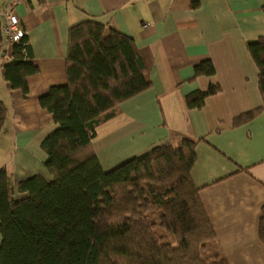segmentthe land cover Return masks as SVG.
Returning <instances> with one entry per match:
<instances>
[{
  "label": "crops",
  "instance_id": "crops-1",
  "mask_svg": "<svg viewBox=\"0 0 264 264\" xmlns=\"http://www.w3.org/2000/svg\"><path fill=\"white\" fill-rule=\"evenodd\" d=\"M9 1L0 0V11ZM263 6L264 0L19 2L14 13L38 71L27 76L24 94L8 89L0 66V100L6 107L0 144L13 142L8 151L0 147V168L7 169L14 185L36 174L53 180L40 144L57 125L38 99L66 83L69 29L84 21L110 25L133 38L151 85L97 126L91 144L101 167L110 170L181 136L197 140L191 176L215 231L213 250L228 264H264V105L258 68L247 50L248 41L264 36ZM3 49L1 59L7 60L11 48L4 42ZM204 60L212 62L214 73L195 75ZM210 85L219 90L201 108H189L186 96ZM258 108L253 119L233 125Z\"/></svg>",
  "mask_w": 264,
  "mask_h": 264
},
{
  "label": "trees",
  "instance_id": "trees-1",
  "mask_svg": "<svg viewBox=\"0 0 264 264\" xmlns=\"http://www.w3.org/2000/svg\"><path fill=\"white\" fill-rule=\"evenodd\" d=\"M264 13V6L262 7ZM0 14V66L9 90L28 92L26 78L38 68L30 60L25 33L4 52ZM258 68L264 105V36L247 42ZM204 60L195 75H212ZM66 83L50 87L39 104L57 128L41 142L45 167L53 180L33 175L13 184L0 168V264H228L219 254L212 263L201 258L215 231L199 197L191 169L197 140L181 136L104 170L91 140L120 104L151 85L133 38L112 26L84 21L68 31ZM186 96L189 108H201L208 95ZM262 108L233 120L240 125ZM6 107L0 100V130ZM26 193L17 199L15 193ZM260 238L264 243V206ZM160 228L175 244L160 242Z\"/></svg>",
  "mask_w": 264,
  "mask_h": 264
},
{
  "label": "built area",
  "instance_id": "built-area-1",
  "mask_svg": "<svg viewBox=\"0 0 264 264\" xmlns=\"http://www.w3.org/2000/svg\"><path fill=\"white\" fill-rule=\"evenodd\" d=\"M21 1L23 0H10L8 5L0 11L3 19L2 31L4 34L5 45L10 48L25 34V31L14 13L15 6ZM147 25L148 24H143V27H147ZM6 55L7 53L4 54V56Z\"/></svg>",
  "mask_w": 264,
  "mask_h": 264
},
{
  "label": "rangeland",
  "instance_id": "rangeland-1",
  "mask_svg": "<svg viewBox=\"0 0 264 264\" xmlns=\"http://www.w3.org/2000/svg\"><path fill=\"white\" fill-rule=\"evenodd\" d=\"M2 84H3L2 83V79L0 77V93L3 90V85ZM5 131H6V129H5ZM5 131H3V132H5ZM5 138H7V137H5ZM9 139H11V138L9 137ZM11 143L13 145L12 141L10 143H6V145L4 143H1L0 147L6 149V151H8L9 148H10ZM5 155L6 156L7 155L10 156V153H6ZM155 232H156L160 242H171L172 244H175L173 237L171 235L165 233V231H163L162 229L156 228ZM206 244L207 245L205 246V248L203 250H201V258L204 261L208 262V263H212L215 260V256L218 255V253L213 250V246H214V242L213 241L212 242H207Z\"/></svg>",
  "mask_w": 264,
  "mask_h": 264
},
{
  "label": "water",
  "instance_id": "water-1",
  "mask_svg": "<svg viewBox=\"0 0 264 264\" xmlns=\"http://www.w3.org/2000/svg\"><path fill=\"white\" fill-rule=\"evenodd\" d=\"M5 54H6V52H5Z\"/></svg>",
  "mask_w": 264,
  "mask_h": 264
}]
</instances>
